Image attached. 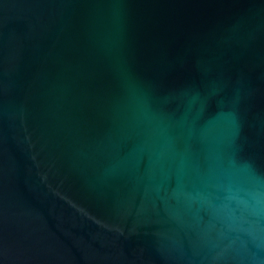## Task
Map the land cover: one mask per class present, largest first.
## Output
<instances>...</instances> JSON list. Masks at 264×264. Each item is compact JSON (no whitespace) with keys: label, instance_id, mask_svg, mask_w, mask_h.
<instances>
[{"label":"water","instance_id":"water-1","mask_svg":"<svg viewBox=\"0 0 264 264\" xmlns=\"http://www.w3.org/2000/svg\"><path fill=\"white\" fill-rule=\"evenodd\" d=\"M0 264H264V0H0Z\"/></svg>","mask_w":264,"mask_h":264}]
</instances>
